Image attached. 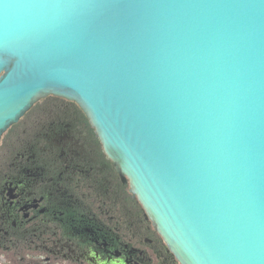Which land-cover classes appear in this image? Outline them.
Here are the masks:
<instances>
[{
	"label": "water",
	"instance_id": "water-1",
	"mask_svg": "<svg viewBox=\"0 0 264 264\" xmlns=\"http://www.w3.org/2000/svg\"><path fill=\"white\" fill-rule=\"evenodd\" d=\"M47 96L182 264H264V0H0V138Z\"/></svg>",
	"mask_w": 264,
	"mask_h": 264
},
{
	"label": "flooded vegetation",
	"instance_id": "flooded-vegetation-1",
	"mask_svg": "<svg viewBox=\"0 0 264 264\" xmlns=\"http://www.w3.org/2000/svg\"><path fill=\"white\" fill-rule=\"evenodd\" d=\"M0 264H182L74 101L39 99L0 138Z\"/></svg>",
	"mask_w": 264,
	"mask_h": 264
}]
</instances>
